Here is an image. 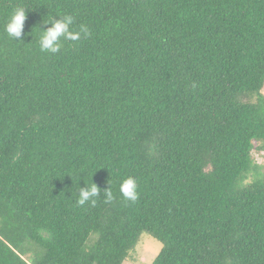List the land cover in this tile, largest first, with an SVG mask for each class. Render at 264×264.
<instances>
[{
	"label": "trees",
	"instance_id": "1",
	"mask_svg": "<svg viewBox=\"0 0 264 264\" xmlns=\"http://www.w3.org/2000/svg\"><path fill=\"white\" fill-rule=\"evenodd\" d=\"M263 89L264 0H0V264H264Z\"/></svg>",
	"mask_w": 264,
	"mask_h": 264
},
{
	"label": "clouds",
	"instance_id": "2",
	"mask_svg": "<svg viewBox=\"0 0 264 264\" xmlns=\"http://www.w3.org/2000/svg\"><path fill=\"white\" fill-rule=\"evenodd\" d=\"M28 12L23 8H16L9 22L5 26L6 33L15 41L23 35L25 21ZM74 23V18L71 15L64 16L62 19H55L51 22H43V25H51L47 30H41L43 33L39 38L40 50L44 52L58 53L60 51L61 38L69 40H78L79 32H72L70 26ZM80 32L88 34L85 27H81ZM100 190L93 183L91 186L86 185L85 188H80L78 204L83 206L86 202L95 203V198L98 197ZM121 194L128 200L135 201L137 199V186L134 178H128L120 185ZM106 201L113 199V194L110 190L104 191Z\"/></svg>",
	"mask_w": 264,
	"mask_h": 264
},
{
	"label": "rangeland",
	"instance_id": "3",
	"mask_svg": "<svg viewBox=\"0 0 264 264\" xmlns=\"http://www.w3.org/2000/svg\"><path fill=\"white\" fill-rule=\"evenodd\" d=\"M264 93V89H263ZM258 162L264 163V153H255ZM162 249V244L144 233L140 237V241L131 254V257L124 264H151Z\"/></svg>",
	"mask_w": 264,
	"mask_h": 264
}]
</instances>
